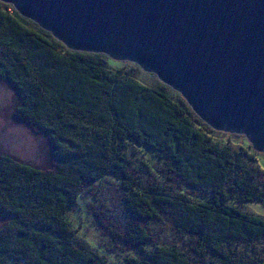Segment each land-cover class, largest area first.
Listing matches in <instances>:
<instances>
[{
  "label": "trees",
  "instance_id": "16d2710c",
  "mask_svg": "<svg viewBox=\"0 0 264 264\" xmlns=\"http://www.w3.org/2000/svg\"><path fill=\"white\" fill-rule=\"evenodd\" d=\"M140 73L0 2L11 116L52 155L40 168L0 153V264H264V215L244 209L264 208V153Z\"/></svg>",
  "mask_w": 264,
  "mask_h": 264
},
{
  "label": "water",
  "instance_id": "95a60500",
  "mask_svg": "<svg viewBox=\"0 0 264 264\" xmlns=\"http://www.w3.org/2000/svg\"><path fill=\"white\" fill-rule=\"evenodd\" d=\"M71 51L135 64L264 153V0H0Z\"/></svg>",
  "mask_w": 264,
  "mask_h": 264
},
{
  "label": "rangeland",
  "instance_id": "374dc122",
  "mask_svg": "<svg viewBox=\"0 0 264 264\" xmlns=\"http://www.w3.org/2000/svg\"><path fill=\"white\" fill-rule=\"evenodd\" d=\"M111 60V59H110ZM113 63H119L111 61ZM124 66H129L132 63H123ZM135 65V64H134ZM151 75V74H150ZM147 75L146 72L139 74V78L150 85L155 80V77ZM19 101L18 95L15 93L14 89L6 82L0 79V153L11 155L14 158H17L23 163L33 164L35 167H45L49 166V163L52 160L51 148L47 141L45 134L40 133L36 134L30 131L24 123L14 120L11 116V112L17 106ZM221 133L218 137L222 139L230 138L231 135L227 132H218ZM240 136V135H235ZM243 138L242 136H240ZM240 142V141H239ZM142 149V148H140ZM138 148V152L142 153L143 151ZM147 158L149 156H143ZM261 158V157H260ZM261 160V159H260ZM83 204V201L78 199V204ZM245 210H250L251 212L261 213L264 215V208L259 203H245ZM82 214V213H81ZM84 218L87 219L86 214ZM90 222V219L85 220ZM2 221H0L1 225ZM84 225V224H83ZM90 238L97 239V234L94 232H89ZM94 235V236H93ZM92 249L97 248L96 243L87 240L86 241ZM100 251V250H99Z\"/></svg>",
  "mask_w": 264,
  "mask_h": 264
}]
</instances>
